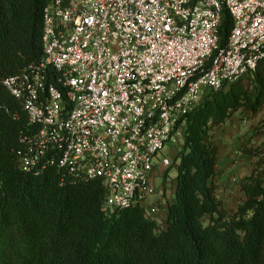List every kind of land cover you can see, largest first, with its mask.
<instances>
[{"label":"built area","instance_id":"2783aa9c","mask_svg":"<svg viewBox=\"0 0 264 264\" xmlns=\"http://www.w3.org/2000/svg\"><path fill=\"white\" fill-rule=\"evenodd\" d=\"M42 39L41 61L3 80L37 127L21 166L102 180L107 211L147 208L184 117L264 58V0H52ZM160 212L155 202L147 215Z\"/></svg>","mask_w":264,"mask_h":264},{"label":"trees","instance_id":"16d2710c","mask_svg":"<svg viewBox=\"0 0 264 264\" xmlns=\"http://www.w3.org/2000/svg\"><path fill=\"white\" fill-rule=\"evenodd\" d=\"M51 1L0 0V264H264V143L245 149L252 168L241 180L242 198L228 211L218 196L215 139V129L236 113H264V58L184 117L166 224L141 205L107 211L102 180L41 168L43 160L30 171L21 166L25 138L37 127L3 80L41 61L43 12ZM232 27L225 10L221 46ZM49 75L56 81L58 72ZM53 155L59 156L49 152L46 159Z\"/></svg>","mask_w":264,"mask_h":264},{"label":"rangeland","instance_id":"374dc122","mask_svg":"<svg viewBox=\"0 0 264 264\" xmlns=\"http://www.w3.org/2000/svg\"><path fill=\"white\" fill-rule=\"evenodd\" d=\"M215 139L223 155L230 154L231 158L234 157L229 164L233 165L234 163H237V165H240L236 169L221 171V174L217 179L219 187L218 194L221 193L220 199H222L223 202L224 200L228 201L224 206L228 211H231L242 198L240 195L241 180L250 173L252 168V157L249 153L245 152V149L251 148L254 150L264 143V113H260L253 118L246 116L242 112L236 113L227 123H225L224 126H218L215 129ZM179 144L180 143L175 145L177 148L176 152L181 148ZM164 152L166 157L171 159V166L165 167L158 165L153 180L155 192L149 198L146 208L149 215V206L156 202V205L159 206L161 211V214L157 216V219L160 222L165 218L163 210L166 209L168 201L173 198L175 185L174 178L177 174L176 166L172 165L174 162L173 152H171L169 148ZM239 156L242 157L238 158ZM167 170H169V178L165 184L166 197H163L164 187L162 183ZM158 189H160V192Z\"/></svg>","mask_w":264,"mask_h":264},{"label":"crops","instance_id":"0c3cea01","mask_svg":"<svg viewBox=\"0 0 264 264\" xmlns=\"http://www.w3.org/2000/svg\"><path fill=\"white\" fill-rule=\"evenodd\" d=\"M225 125V124H224ZM224 125H222V126H224ZM183 142L184 141H182V142H179L180 144V146H182L183 145ZM175 145H178V143H174V142H172V143H169V145H168V148L170 149V151L171 152H173V154H174V159H175V157H176V155L178 154V152H179V150L176 152V150H177V148H176V146ZM240 157H242V156H239L238 158H240ZM231 159H234V157H232L231 158V156H230V154H222V151H221V153H220V160H219V170H220V172L221 171H225V170H229V169H236L237 167H239L240 165H237V163H234L233 165H231V164H229V162L231 161ZM176 173H177V167H176ZM168 175H169V172L167 173V171H166V173H165V175H164V180H163V187H164V192H163V197L165 196L166 197V187H165V184H166V182H167V180H168ZM175 179V178H174ZM221 179V178H220ZM174 184H175V181H174ZM158 191L160 192V189H158ZM220 194L221 193H219L218 194V196H219V198L221 197L220 196ZM240 195L242 196V192L240 191ZM174 199V195H173V198L171 199V200H169V201H172ZM224 205L226 204V203H228V201L226 200H224ZM168 205V204H167ZM167 212H168V208L166 207V209L165 210H163V215L165 216V218H163V220L162 221H164V222H160L157 218L158 217H156V220L159 222V224L161 223V224H166V219H167ZM160 214H161V212H160ZM159 216V215H158Z\"/></svg>","mask_w":264,"mask_h":264}]
</instances>
